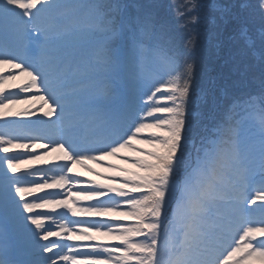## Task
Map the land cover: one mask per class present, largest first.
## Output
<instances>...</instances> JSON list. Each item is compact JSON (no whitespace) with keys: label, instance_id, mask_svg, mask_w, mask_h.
Listing matches in <instances>:
<instances>
[{"label":"snow or ice","instance_id":"1","mask_svg":"<svg viewBox=\"0 0 264 264\" xmlns=\"http://www.w3.org/2000/svg\"><path fill=\"white\" fill-rule=\"evenodd\" d=\"M189 2L182 27L203 23L206 46L219 52L231 28L199 95L200 34L178 47L155 0H0V264H264V106L251 111L264 104V0ZM254 72L259 93L217 118ZM197 101L212 113L202 134Z\"/></svg>","mask_w":264,"mask_h":264},{"label":"rangeland","instance_id":"2","mask_svg":"<svg viewBox=\"0 0 264 264\" xmlns=\"http://www.w3.org/2000/svg\"><path fill=\"white\" fill-rule=\"evenodd\" d=\"M141 2H148V0H141ZM156 3H159L161 5L158 14L157 19L158 22L165 23V25L170 29V35L174 37V40L177 41V44L180 46L181 49H183V45L185 41L192 35H194L196 32H199L200 34V42L197 44L195 50L190 54L191 58L195 61V65H206L208 68H211V65L213 62L207 58L206 53L207 51L213 50L214 48L211 45H205L204 44V37L207 35L205 32V25L203 23H197L195 25H188V28L191 29L189 31L188 29L182 27V25L185 24V17H181L179 15L180 12H185L186 16L190 17L191 15L195 14V12H186V9L190 6L189 0H155ZM201 3H207L208 0H199ZM206 14L209 15L208 10L206 8H202L199 11V15L201 17H207ZM231 35V31L228 33V37ZM227 37V38H228ZM257 46L259 45V41H256ZM251 62V60L249 61ZM221 65V64H220ZM195 68V66H194ZM196 70V68H195ZM194 70V73L196 74V71ZM255 77V79H253ZM25 78H20V80H15L9 82V84L5 85V89H10L12 84H21L22 80ZM255 84L257 85V89L253 90L255 87ZM197 87V86H196ZM259 89V90H258ZM15 90V89H11ZM260 91V83H259V72L251 73L249 76V81L246 84V86L239 88V89H230L229 90V97L227 98V102H231V99L235 96H240L241 94L245 95H256ZM36 105H39L38 103L34 102ZM253 108L251 111H259L264 104L257 98L253 102ZM224 102L221 103L220 108L224 107ZM28 104H19L13 106L12 110L15 111H21L25 108H28ZM194 111L196 112V116L192 119V123L194 125V133L202 132V125L203 124H211L213 121L211 119V116L207 119L206 116L211 112H205V103L197 101V106L194 108ZM220 112L222 110H219L215 115L217 118L220 116ZM37 115L42 116V112H37ZM244 116V113L241 112L239 109H236L234 113V119L239 120ZM29 117H8L7 119H28ZM2 123V121H0ZM245 127L250 128L253 124V121L251 119H246L244 121ZM24 151H30V149H14L13 152H24ZM37 151H40L37 149ZM49 163L44 164L36 161H30L29 164H21L19 165V169L21 171L29 169L30 166H36V167H48L52 163H58L57 159L52 156V154L45 158ZM116 163H120V161L115 160ZM85 170V169H84ZM19 174V173H18ZM91 172L84 171L83 176H81V179L83 180H92L96 181L97 178L94 177ZM259 178V177H257ZM51 191V190H46ZM40 193H37L39 195ZM35 211L39 212H49L51 211V206H46L41 209H36ZM53 230H57L55 225H53ZM50 239H57V237H52Z\"/></svg>","mask_w":264,"mask_h":264},{"label":"trees","instance_id":"3","mask_svg":"<svg viewBox=\"0 0 264 264\" xmlns=\"http://www.w3.org/2000/svg\"><path fill=\"white\" fill-rule=\"evenodd\" d=\"M208 16V14H206ZM231 31V28L227 29L223 36L221 37L222 40V47L220 48L219 52L214 48L213 50L207 51L206 56L213 62L211 68H208L206 65H195L194 70L196 71L195 74V89L197 91V95L205 88L208 80L210 77H216L220 71V64L223 62V56L227 52V42H228V33ZM197 86V87H196ZM204 103V102H203ZM205 112H211L210 106L205 103ZM212 114H208L206 118L208 119ZM202 134V132H199Z\"/></svg>","mask_w":264,"mask_h":264},{"label":"bare ground","instance_id":"4","mask_svg":"<svg viewBox=\"0 0 264 264\" xmlns=\"http://www.w3.org/2000/svg\"><path fill=\"white\" fill-rule=\"evenodd\" d=\"M18 79L20 80V78L18 77ZM36 103H40V101H35ZM58 155H60L59 153H53L52 154V156H54L55 158H57V156ZM110 161H114V160H109V161H107V162H105V163H109ZM93 164V163H92ZM90 167H92L93 169H95L96 171H98V172H104L105 174H107V169H106V167L105 168H101L98 164H93V166H90ZM73 169H74V173H76V172H79V173H81L82 174V176H83V172L85 171L84 170V168L83 167H81L80 165H74L73 166ZM82 205H87V204H85V203H82ZM76 243H79V242H76Z\"/></svg>","mask_w":264,"mask_h":264}]
</instances>
